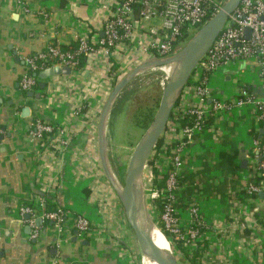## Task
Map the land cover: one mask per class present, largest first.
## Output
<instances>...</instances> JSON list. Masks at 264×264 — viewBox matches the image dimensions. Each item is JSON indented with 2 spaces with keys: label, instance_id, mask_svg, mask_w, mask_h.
Listing matches in <instances>:
<instances>
[{
  "label": "built area",
  "instance_id": "2783aa9c",
  "mask_svg": "<svg viewBox=\"0 0 264 264\" xmlns=\"http://www.w3.org/2000/svg\"><path fill=\"white\" fill-rule=\"evenodd\" d=\"M227 1L92 0L91 6L99 15L93 22L86 21L84 35L74 33L76 50L69 45L63 49L51 43L27 55L19 89L23 93L34 92L39 81L37 74L48 68L75 71L78 55L84 54L90 70L100 61L105 63L107 77L101 88L106 97L115 86L108 74L116 62L133 69L146 61L172 57L186 44L183 40L187 37L189 40L197 27L212 19ZM21 9L28 12L24 5ZM39 15L47 17L44 11H39ZM245 29L250 31L249 38L245 37ZM115 55L119 56L116 61L113 60ZM236 60L255 61L264 90V0H241L228 16L218 37L182 88L160 135V146L157 152L154 148L144 169L148 172L147 191L157 215L158 229L166 233L165 236L160 230L177 264L180 261L176 258L191 264L197 250L199 264H231L226 250L252 255L250 264H264V212L257 209L259 195L264 193V97L255 98L242 90L236 96L221 100L207 87L210 77L219 68ZM119 73L117 70L115 75ZM79 110L80 107L74 114ZM246 113L257 122L262 133L259 135L256 129L250 148L243 151V158L233 160L240 166L245 162V168L240 167L236 173L237 186H226L224 192L219 193L217 188L224 179L219 154L231 151L230 145L221 146L220 141L226 130L248 126ZM30 126L34 140L48 141L49 145L55 143L61 153L67 148L69 138L64 128L40 120ZM206 137L210 147H205L203 152L209 150L204 159L209 171L203 173L199 181L195 180L198 182L190 187L191 192L186 197L183 178L193 170L195 163L191 146L204 143ZM152 166L158 171L157 177ZM245 169V174H238ZM162 181L160 187L156 185ZM209 185L213 188L208 190ZM45 194L50 195L49 186L45 187ZM37 207L21 209L23 215L30 216L26 223L32 239L38 236L37 219L51 223L54 228L65 225L66 214L62 209L46 211L41 202ZM71 227L77 235H84L89 229V219L78 215Z\"/></svg>",
  "mask_w": 264,
  "mask_h": 264
},
{
  "label": "crops",
  "instance_id": "0c3cea01",
  "mask_svg": "<svg viewBox=\"0 0 264 264\" xmlns=\"http://www.w3.org/2000/svg\"><path fill=\"white\" fill-rule=\"evenodd\" d=\"M64 1L62 5V0H0V264H138V246L120 202L101 178L98 116L108 97L102 95L101 88L107 77L105 63L100 61L90 70L86 62L76 71L69 69L67 74L48 78L44 90L37 86L34 91L40 93L39 100L27 97L28 92L24 96L19 89L27 55L51 43L70 45L74 33L84 35L86 21L93 22L99 15L91 6L92 0ZM118 63L114 73L108 74L113 81L128 71ZM207 87L221 100L242 90L255 98L264 97L253 60L222 66L210 77ZM79 107V113L74 114ZM25 108L28 116L22 117ZM36 120L66 130L69 141L62 153L55 143H40L31 137L30 125ZM246 123L245 129L226 130L220 141L221 146L236 149L240 158L250 148L255 130L262 133L249 113ZM206 140L209 138L191 146L195 160L191 174L206 165ZM46 186L50 195L45 194ZM40 202L45 210L62 209L67 221L54 228L37 219L41 221L38 236L32 239L31 229L25 233L28 224L21 209H35ZM257 209L263 214L264 198ZM78 215L89 219L84 235H77L71 227ZM225 254L231 264H250L252 257L230 250Z\"/></svg>",
  "mask_w": 264,
  "mask_h": 264
},
{
  "label": "water",
  "instance_id": "95a60500",
  "mask_svg": "<svg viewBox=\"0 0 264 264\" xmlns=\"http://www.w3.org/2000/svg\"><path fill=\"white\" fill-rule=\"evenodd\" d=\"M241 0H228L221 10L207 23H205L199 30H197L193 36L187 40L183 48L175 55L167 59L151 60L142 63L120 80L117 81L115 86L109 93L105 104L98 119V153L100 158L101 168L103 173L114 190L120 205L122 207L125 220L132 231L139 251L142 256L148 257L155 264H177L176 260L172 256L171 252H166L160 249L153 241L152 237L148 234L144 221L138 216L134 209V201L139 190V187L143 181V172L149 160L151 153L153 152L156 144L160 138L162 131L165 128L166 122L171 114V110L174 107L177 99L180 96L182 88L187 84L191 76L192 70L195 65L201 60V58L207 53L212 46L215 39L221 32L228 16L238 7ZM246 38H249L250 31L244 30ZM174 63V72L172 76L167 80L166 85L162 90V95L158 109L154 115V118L148 127L146 133L138 143L128 165L125 170L124 183L120 187L115 180V177L111 173L105 149V130L108 118V113L114 99L118 94L131 82V80L137 76L143 70L150 68H159L166 64ZM68 68H48L40 71L37 74V78L40 83L38 85L39 90L42 91L45 88V81L55 75L62 73H69ZM27 97L40 99L39 92H28ZM28 116V108L22 110V117ZM131 163H133L132 167ZM245 168V162L243 161L240 166ZM260 198H264V193H261ZM29 215H25L24 219L28 220ZM40 220H35L36 226H39ZM158 231L156 225H152ZM30 232V227L27 226L25 233ZM163 235V234H162ZM75 241V239H73Z\"/></svg>",
  "mask_w": 264,
  "mask_h": 264
},
{
  "label": "rangeland",
  "instance_id": "374dc122",
  "mask_svg": "<svg viewBox=\"0 0 264 264\" xmlns=\"http://www.w3.org/2000/svg\"><path fill=\"white\" fill-rule=\"evenodd\" d=\"M182 45L184 46L185 44ZM183 46L180 47V50ZM125 66H127L126 70L128 71L125 74H122V77L136 68L133 67L132 69L131 67H128L127 64H125L124 67ZM166 83L167 78L161 68L143 70L118 94L111 105L104 136L105 149L109 169L120 187H122L124 183L123 172H125L138 143L146 133L154 118L160 103L162 90ZM250 137L252 140L253 136ZM205 147H210L209 140L205 141ZM246 172L247 170L245 169L239 171L238 174L242 175ZM101 178H103L109 188L114 191L110 183L107 181L102 168ZM143 178L144 185L141 194L143 200L142 204L151 219L152 224L154 223V225L158 227L157 215L153 209V203L149 198L147 191L149 187L147 169L143 173ZM163 238L165 239V237ZM141 256L138 248V264H140ZM172 256L174 257V254ZM176 259L177 261H180L178 264H184L178 258Z\"/></svg>",
  "mask_w": 264,
  "mask_h": 264
},
{
  "label": "trees",
  "instance_id": "16d2710c",
  "mask_svg": "<svg viewBox=\"0 0 264 264\" xmlns=\"http://www.w3.org/2000/svg\"><path fill=\"white\" fill-rule=\"evenodd\" d=\"M64 0H62V5L64 4ZM202 26H199L197 27L196 30H199ZM189 37H187L186 39L183 40L184 41H187ZM61 47L63 49H66L67 46H62ZM69 48L73 49V50H76L77 46H76V43H71L69 46ZM78 65L76 67V70L80 69L81 67L84 66V64L86 63V56L84 54H80L78 55ZM116 67L113 68V70H115ZM75 70V71H76ZM113 70L110 72V74H113ZM115 78V77H114ZM114 84L117 83V79L114 80ZM24 96L26 95V93H22ZM257 137V136H256ZM160 146V141L158 140L157 144H156V152L158 150ZM240 158L239 157V153L238 151L235 149V150H231L229 153H224V152H221L219 154V159H220V162H219V167L221 168V170L223 171V174H224V179H223V183L217 188V191L219 193H223L224 192V187L226 186H230L232 188H235L237 186V179H236V173L238 170H240V165H235L233 163V160L235 158ZM150 165L153 164V162H150L149 163ZM206 165H204L203 163V168L198 171V172H195V173H189L186 177L183 178V183L186 184V197L189 196L191 190H190V187L195 183V182H198L201 178V175L203 174L204 171H206ZM152 171H153V174L155 175V177L158 176V171L156 170L155 166H152ZM209 171V169H208ZM202 172V173H201ZM196 174V175H195ZM200 174V176H198ZM123 175H125V172H123ZM195 177H199V179H196L198 181H195ZM163 183V181L161 183H158L155 184L157 186H161ZM210 188H213L211 185H209L208 187V190ZM46 211H51V209H47L46 208ZM158 228H160V226H158ZM161 230V229H160ZM161 232L166 236V233L161 230ZM199 251H195V254L191 260V264H199Z\"/></svg>",
  "mask_w": 264,
  "mask_h": 264
},
{
  "label": "bare ground",
  "instance_id": "6f19581e",
  "mask_svg": "<svg viewBox=\"0 0 264 264\" xmlns=\"http://www.w3.org/2000/svg\"><path fill=\"white\" fill-rule=\"evenodd\" d=\"M174 63H169L166 64L162 67H159L163 70L165 77L167 78V80L172 76L173 72H174ZM133 163H131L132 167ZM143 191V184H141V186L139 187V190L137 192V195L135 197V201H134V209L137 212L138 216L145 222V228L148 232V234L152 237L154 243L162 250L166 251V252H171V248L170 245L166 242V240L163 238L164 236L161 235L162 233L160 231H158L155 227H153L152 225V221L149 218L142 202V198H141V194ZM140 264H155L153 261H151L148 257L146 256H141V260H140Z\"/></svg>",
  "mask_w": 264,
  "mask_h": 264
}]
</instances>
